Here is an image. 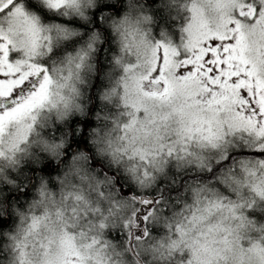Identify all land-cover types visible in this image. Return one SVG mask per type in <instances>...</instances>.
Instances as JSON below:
<instances>
[{"label": "clouds", "instance_id": "1", "mask_svg": "<svg viewBox=\"0 0 264 264\" xmlns=\"http://www.w3.org/2000/svg\"><path fill=\"white\" fill-rule=\"evenodd\" d=\"M0 264H264V0H0Z\"/></svg>", "mask_w": 264, "mask_h": 264}]
</instances>
